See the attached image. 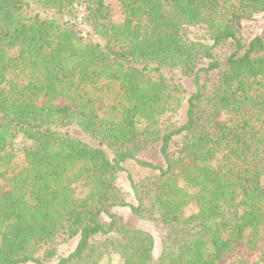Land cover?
Segmentation results:
<instances>
[{"label":"trees","instance_id":"1","mask_svg":"<svg viewBox=\"0 0 264 264\" xmlns=\"http://www.w3.org/2000/svg\"><path fill=\"white\" fill-rule=\"evenodd\" d=\"M116 1L0 0V264H264V0Z\"/></svg>","mask_w":264,"mask_h":264},{"label":"rangeland","instance_id":"2","mask_svg":"<svg viewBox=\"0 0 264 264\" xmlns=\"http://www.w3.org/2000/svg\"><path fill=\"white\" fill-rule=\"evenodd\" d=\"M105 2L112 8L115 14L118 12V4L116 0H105ZM240 31H241V35L243 36L245 42H248L253 37H260L264 42V18L262 16H256L250 20L241 22ZM200 33L201 32H197L196 34L199 35ZM227 48H221V49L216 50L215 52L221 55L226 52ZM212 77H214V73H209V74L202 75L201 79L203 80L205 78H212ZM182 82L188 91L192 88V79H185ZM42 102L43 101L41 100L39 104H42ZM180 118H181V114L180 116H176L174 119L179 120ZM71 132L78 136L81 135V133L75 129H72ZM141 159L145 161H151L157 165H163L160 156L155 151H153V153L150 154L149 156L141 157ZM125 169L129 171L130 173L135 174L136 176H138L139 173H144V170L140 169V167H138L137 165L131 164V163L126 164ZM262 183L264 184V178L262 180ZM117 185H118V188L121 190V192L124 194L126 202L129 205H136V201L133 196L132 190L126 179L125 172H121L118 174ZM9 190L10 188L8 184L0 180L1 193L2 194L7 193L9 192ZM116 213L123 218L125 225L127 227L150 231L155 236L154 256L156 257L159 251V236L155 232L153 226L145 221L139 220L135 218L134 216H132L130 209L128 207L117 209ZM74 247H75V243H71V242L58 243L55 245V253L57 256H66L74 249ZM259 254L260 252L255 253L254 255L247 254V252H244L241 247H238L235 252L226 255L218 264H237L236 260L239 257L248 258L249 264H258ZM45 263L55 264L56 257L50 260H47ZM111 263L121 264V259L119 258L118 255L113 253L111 254Z\"/></svg>","mask_w":264,"mask_h":264}]
</instances>
